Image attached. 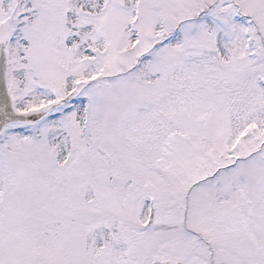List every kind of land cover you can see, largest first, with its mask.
I'll use <instances>...</instances> for the list:
<instances>
[{
  "label": "snow or ice",
  "instance_id": "6c2138e0",
  "mask_svg": "<svg viewBox=\"0 0 264 264\" xmlns=\"http://www.w3.org/2000/svg\"><path fill=\"white\" fill-rule=\"evenodd\" d=\"M0 264H264V0H0Z\"/></svg>",
  "mask_w": 264,
  "mask_h": 264
}]
</instances>
